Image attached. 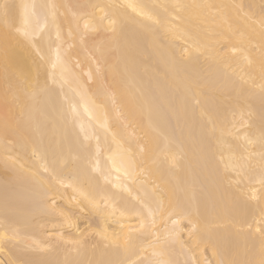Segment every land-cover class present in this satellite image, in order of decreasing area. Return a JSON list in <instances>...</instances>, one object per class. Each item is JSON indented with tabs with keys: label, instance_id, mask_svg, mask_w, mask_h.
I'll return each mask as SVG.
<instances>
[{
	"label": "bare ground",
	"instance_id": "obj_1",
	"mask_svg": "<svg viewBox=\"0 0 264 264\" xmlns=\"http://www.w3.org/2000/svg\"><path fill=\"white\" fill-rule=\"evenodd\" d=\"M262 33L264 0H0V264H259Z\"/></svg>",
	"mask_w": 264,
	"mask_h": 264
},
{
	"label": "snow or ice",
	"instance_id": "obj_2",
	"mask_svg": "<svg viewBox=\"0 0 264 264\" xmlns=\"http://www.w3.org/2000/svg\"><path fill=\"white\" fill-rule=\"evenodd\" d=\"M10 7L11 6H5V11L3 13L4 22H5L6 25L8 24V19L7 18L10 15V11H9ZM111 24L113 25L112 28H111V31L113 33H115L117 31L116 26H115V21L111 20ZM85 27L87 28V27H89V25L86 24ZM92 30L93 31L96 30L94 26H93ZM24 35L28 36L29 33L25 32ZM262 40H264V33H262ZM262 70H264V65H262ZM260 183H261L262 190H264V175L261 176ZM153 223H154V221H153ZM141 226L143 227V225H141ZM194 228H195V226H194ZM125 242H127V241H125ZM261 243H262L261 251H262V254H264V232H261ZM217 264H237V262H235V261L228 262V261H224V260H219V261H217ZM259 264H264V258H262L260 260Z\"/></svg>",
	"mask_w": 264,
	"mask_h": 264
}]
</instances>
